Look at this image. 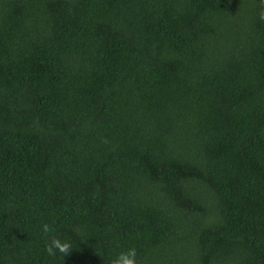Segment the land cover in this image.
Segmentation results:
<instances>
[{
    "label": "trees",
    "instance_id": "1",
    "mask_svg": "<svg viewBox=\"0 0 264 264\" xmlns=\"http://www.w3.org/2000/svg\"><path fill=\"white\" fill-rule=\"evenodd\" d=\"M262 14L0 0V264H264Z\"/></svg>",
    "mask_w": 264,
    "mask_h": 264
},
{
    "label": "clouds",
    "instance_id": "2",
    "mask_svg": "<svg viewBox=\"0 0 264 264\" xmlns=\"http://www.w3.org/2000/svg\"><path fill=\"white\" fill-rule=\"evenodd\" d=\"M262 19H264V14H262ZM42 231L47 236L53 231L52 227L48 224L42 226ZM73 250V245L69 240H62L58 237L52 236L49 242L46 244L45 252L51 257H56L57 254L60 255L63 260L71 254ZM111 264H138L137 252L135 248H129L126 251L119 253L115 259L111 261Z\"/></svg>",
    "mask_w": 264,
    "mask_h": 264
}]
</instances>
